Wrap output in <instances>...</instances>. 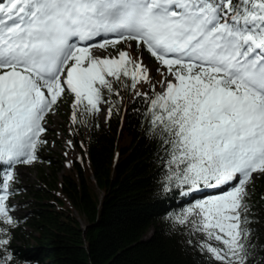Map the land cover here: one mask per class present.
<instances>
[{"label": "snow or ice", "instance_id": "obj_1", "mask_svg": "<svg viewBox=\"0 0 264 264\" xmlns=\"http://www.w3.org/2000/svg\"><path fill=\"white\" fill-rule=\"evenodd\" d=\"M138 86L152 89L135 94L148 97L163 191L219 190L175 222L209 264H264L248 203L264 177V0H0V264H27L10 200L48 116L70 102L72 125L103 105L110 118L109 97Z\"/></svg>", "mask_w": 264, "mask_h": 264}, {"label": "trees", "instance_id": "obj_2", "mask_svg": "<svg viewBox=\"0 0 264 264\" xmlns=\"http://www.w3.org/2000/svg\"><path fill=\"white\" fill-rule=\"evenodd\" d=\"M136 92L121 88L120 96L109 97L112 116L101 120L96 114L84 125L71 124L70 102L58 109L64 119L61 137L47 133L48 144L31 165L35 179L25 189L16 184L22 199L14 214L20 223L12 248L18 259L27 264H209L196 247L197 237L174 220L195 195L163 191L164 154L150 132L148 97ZM139 92L150 96L152 89ZM51 139L55 151L48 147ZM249 192L254 240L264 244V177H257Z\"/></svg>", "mask_w": 264, "mask_h": 264}, {"label": "rangeland", "instance_id": "obj_3", "mask_svg": "<svg viewBox=\"0 0 264 264\" xmlns=\"http://www.w3.org/2000/svg\"><path fill=\"white\" fill-rule=\"evenodd\" d=\"M144 61L147 63L149 68L152 69V73L151 74H152V77H153L154 81L158 80L159 79V74L155 71L157 65L155 63L148 62L145 58H144ZM147 87L148 86L140 88L138 86L137 89L134 90V92H136V91H144V90H146ZM159 89L161 90V86L157 85V90H159ZM61 107L62 106L59 107L60 110H62ZM103 109L104 110L102 112L97 113V116L101 120H104L106 118L107 113H108V106L107 105H103ZM69 116H70V111H69ZM62 120H64V119L60 115L59 111H57L55 114H50L48 116V121H49L48 128H49V131H50V132H48L49 136H52L53 138L61 137V133L59 132V125L62 122ZM63 142H65V143L68 142L65 137H63ZM48 147L50 149H52L53 151L57 150V147H56L55 143L52 141V139L50 140ZM69 150H68L69 154H72V155L74 154V155H76L78 157V159H80V155L75 149H69ZM69 154H66L65 161H64V167H66V168L70 166ZM17 171H18V182L17 183H19L25 189V187H27V185H29L35 179V171H34V169H32L31 165H29V166H20ZM217 192L218 191L209 192L208 193V192H205L204 189H203L202 192H201L202 196H200V198H198L196 200H199L201 198H204V197H207V196H210V195L217 194ZM21 199H22L21 194H15L11 198L10 203L17 206L13 214H17L21 210V208H20Z\"/></svg>", "mask_w": 264, "mask_h": 264}, {"label": "bare ground", "instance_id": "obj_4", "mask_svg": "<svg viewBox=\"0 0 264 264\" xmlns=\"http://www.w3.org/2000/svg\"><path fill=\"white\" fill-rule=\"evenodd\" d=\"M160 90V89H159Z\"/></svg>", "mask_w": 264, "mask_h": 264}]
</instances>
